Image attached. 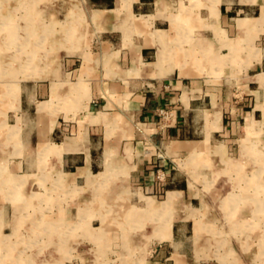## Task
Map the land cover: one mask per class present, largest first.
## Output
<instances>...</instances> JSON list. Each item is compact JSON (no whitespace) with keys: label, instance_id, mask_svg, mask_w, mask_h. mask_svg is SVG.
Segmentation results:
<instances>
[{"label":"crops","instance_id":"0c3cea01","mask_svg":"<svg viewBox=\"0 0 264 264\" xmlns=\"http://www.w3.org/2000/svg\"><path fill=\"white\" fill-rule=\"evenodd\" d=\"M258 1L263 3L239 0L240 11L252 13ZM170 2L6 1L9 11H25L30 28L17 67L0 65V73L23 76L0 86V106L8 107L0 125V264H34L21 239L49 226L58 236L56 258L35 264H78L83 247L84 264H109L115 252H140L145 241L156 264H211L193 260L194 250L206 246V227L192 215L205 199H217L212 186L196 189L198 178L224 162L237 166L236 141L254 115L247 102L260 99L256 88L235 109L232 82L217 73L264 66V25L243 32L258 36L260 52L250 60L241 58L242 40L234 44L228 34L232 27L241 33L238 20L253 21L262 4L258 16L241 17L235 1L219 0V14L212 17L210 0H188L193 10L208 12L205 32L197 33L186 27L198 20L189 11L190 17L166 15ZM15 18L9 13L3 24L11 26ZM37 24L46 27L39 54L31 47V26ZM14 25L7 37L15 45L20 37ZM199 41L206 46L203 58L196 53L200 44H190ZM247 83L251 88L253 82ZM165 107L177 122L162 129L158 111ZM216 171L212 177L220 175ZM29 207L39 208L32 211L42 226H29L36 217ZM179 213L184 219L178 226ZM168 219V238L159 240Z\"/></svg>","mask_w":264,"mask_h":264},{"label":"rangeland","instance_id":"374dc122","mask_svg":"<svg viewBox=\"0 0 264 264\" xmlns=\"http://www.w3.org/2000/svg\"><path fill=\"white\" fill-rule=\"evenodd\" d=\"M0 1L3 3V8L0 9V65L5 66L9 62L13 64L12 66L15 65V67H17L19 63L18 56H22L23 49L25 47L24 37L28 36L30 27L23 19L22 15L25 14L23 9L9 11L6 3L7 0ZM20 1L24 0H15V3ZM233 1H235L234 8L241 17H247L249 14L258 16L260 14L261 4L262 9L260 16L263 13L264 0L263 3L258 1L257 5L251 7L252 13L240 11L244 7L238 4L239 0ZM194 2L196 3L198 0H194ZM203 2L205 3V0H203ZM170 4V10H168L166 14L167 16L190 17V13H192V16L197 17L198 20L194 22L195 25L190 23L191 25H187L186 27L188 29H194L196 27L197 33L205 32L204 25L206 23L204 19L208 16L207 10L202 9L201 7L193 10V8H191L192 4H190L188 0H171ZM187 11L190 13H187ZM236 12L234 15H236ZM9 13H11L12 17L13 15L16 17L15 20L12 19L13 21L10 23L11 26L7 24L2 26L4 20L2 17H6ZM259 21L253 20L252 25L254 27L257 24L264 25V21ZM15 23L17 24V29L19 31L17 34L20 38L18 39L19 41L15 43V45H11L6 39L7 31L11 29L12 31L15 30ZM253 26L247 29L245 32L253 30ZM186 27L183 25L184 29ZM220 28H222L221 24ZM31 29L32 52L39 54L41 46L39 37L42 33H46V27L37 24L32 25ZM196 31H193L192 34H194ZM241 33L232 27L228 34L230 36L231 42L233 41V43L238 40H242L243 45H241V50L244 52L241 54V58L243 60L253 59V57L257 54L259 55L258 52H260L256 51V49L259 47L257 40L258 36L252 37V33ZM208 35L211 36L212 32H209ZM213 42L215 44L214 52L216 53V56L218 54L221 55L222 48H220L218 41L214 40ZM200 43L202 42H192L190 44L196 45ZM9 44L11 46H8ZM202 44H200L198 47H195L198 50L196 53L200 58H203L204 54H206V46H202ZM8 51L10 52V55H15L16 58H8ZM185 54H187V52H185ZM188 55L189 54H187L186 57H188ZM237 58L238 59H236L235 62L239 60V54H237ZM36 60L38 59L36 58ZM21 76L22 74L0 73V86H2V84H6L9 82V80L12 81L13 79L11 78L15 77V79H17ZM218 76H221V79H223L224 76H228V79H230L232 82V85L229 87V92L234 99L235 109L238 106L246 103L247 98H249L248 96L256 88L259 90L258 96L260 99L247 102L250 105V109L254 110V115L252 114L253 118L250 117L249 121L245 124L246 135L239 136L236 141V150L238 151L236 156L237 166H228L224 162L220 164L219 167L215 168V170H217L216 172H220L218 177H212V174L215 173V170L211 169V175L208 177L202 175L201 178H198V184H200L201 187L197 186L196 189H199L200 191H206L212 186L213 190H215L214 192L217 193V199H205L203 202V208L192 215L194 219L199 215L197 220L201 221V224L205 225L206 227L205 231L202 233L203 242L206 243V246L204 248H196V250H194L196 257L193 258V260H207L211 264H219L220 262L224 264H264V66L261 68H254V70L236 68L231 71H227L226 73L221 70L218 71L217 77ZM247 81L253 82L251 84V88L245 86L250 85L248 83L246 84ZM251 97L255 99V96ZM7 108V106H0V125L3 124L5 109ZM42 109L43 108L40 107L39 111L41 112ZM232 162H234V160ZM7 164L8 166H6V168H11L9 163ZM157 179L159 181H163L164 174L161 171H158ZM2 204L3 202H0V206H2ZM32 210L36 211L39 210V208L33 207V209H31L29 207V211L33 215L36 214V217H34V219L30 218L32 224L30 222V225H28L42 226V224H39V220H43V218L41 219L39 213H36ZM167 210L168 209L162 211L167 212ZM175 218L177 220V225L179 224L178 221L184 219L182 213L177 214ZM48 222L50 223L51 219H49ZM99 225V223H96L95 226L98 227ZM169 226L171 225L170 220L168 219L164 222V224H161V230H168ZM49 228L46 231L44 228H41L40 230H33V232L30 234L24 235L25 239H21V241H25L23 243L27 244L25 245V249H23L22 252L29 256L30 261H32L34 264L40 263V261L47 263L53 262V260L56 258L57 249L55 248V243L57 242L58 236L55 235L54 232L51 233V229ZM183 236L184 234H182V232L178 233L179 238ZM136 239L138 242H141L143 238L136 235ZM30 241L31 244L29 243ZM119 244L122 245V242ZM145 244V249L142 247L140 252L132 251L128 252L127 255L124 253V251L120 253L115 252L112 258H109V264H127L125 260L122 259V257H125V255L126 258L130 257V260H128L130 264H145V262L146 264H156L154 248L148 250L146 249L148 248L147 241H145ZM118 248L120 249V245ZM86 251L88 250L83 247L81 250L82 257L80 256L81 258L78 264H84L87 262L88 259H86ZM186 251L191 252L192 250L188 249L184 250L183 252Z\"/></svg>","mask_w":264,"mask_h":264},{"label":"bare ground","instance_id":"6f19581e","mask_svg":"<svg viewBox=\"0 0 264 264\" xmlns=\"http://www.w3.org/2000/svg\"><path fill=\"white\" fill-rule=\"evenodd\" d=\"M197 1V0H196ZM252 1H256V0H252ZM218 5H219V0H210V5H209V8H210V11H211V15H212V17H217L218 16V14H219V7H218ZM264 5V4H263ZM253 20H257V21H259V22H263L264 21V9H263V13H262V15L259 17V18H257V19H253ZM253 21L252 20H248V19H239L238 20V22H237V25H238V28H239V30L241 31V32H245L247 29H249V28H251L253 25ZM4 24H2V26H3ZM18 36V35H17ZM7 39H9V40H12L11 41V45H14V41H15V39H13V37H7ZM8 45V46H11V45ZM235 44V43H234ZM186 51V50H185ZM188 54V53H187ZM187 54H185L186 56H187ZM159 58V57H158ZM158 60V59H157ZM168 63V62H167ZM185 63H187V62H185ZM186 66V64L185 65H183V69L184 68H186L185 67ZM261 76V75H260ZM260 79V78H259ZM262 83V82H261ZM59 150H60V148H59ZM112 155V154H111ZM169 205V200L167 201V203H165L164 205H163V207L164 208H166L167 206ZM263 210H264V208H263ZM161 229H162V227H161ZM168 230H161V234L159 235V240H164V239H166V238H168ZM200 232H199V228H197L196 229V234L198 235ZM196 241V240H195ZM196 243V242H195ZM203 247H205V246H203ZM179 261V260H178Z\"/></svg>","mask_w":264,"mask_h":264},{"label":"built area","instance_id":"2783aa9c","mask_svg":"<svg viewBox=\"0 0 264 264\" xmlns=\"http://www.w3.org/2000/svg\"><path fill=\"white\" fill-rule=\"evenodd\" d=\"M158 117L161 118L159 126L164 129L167 126L173 125L177 122V117L174 115V110L169 108H161L158 111Z\"/></svg>","mask_w":264,"mask_h":264}]
</instances>
